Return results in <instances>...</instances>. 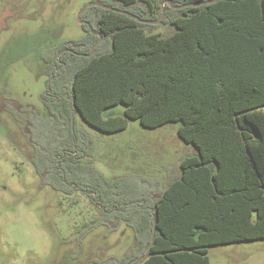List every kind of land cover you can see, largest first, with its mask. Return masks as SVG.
<instances>
[{
	"label": "trees",
	"instance_id": "1",
	"mask_svg": "<svg viewBox=\"0 0 264 264\" xmlns=\"http://www.w3.org/2000/svg\"><path fill=\"white\" fill-rule=\"evenodd\" d=\"M111 1L98 2L141 19L161 13L162 0ZM140 3L144 10L132 8ZM82 19L90 26L80 24L82 37L41 55L43 111L5 109L21 126L41 184L86 195L108 231L120 221L134 231L127 256L94 264H210L211 245L264 239V0L166 4L159 25L93 5ZM117 104L122 114L104 115ZM77 115L105 133L130 119L148 128L178 122L193 153L178 174L167 172L165 186L153 181L150 192L132 196L125 177L107 180L95 167Z\"/></svg>",
	"mask_w": 264,
	"mask_h": 264
},
{
	"label": "rangeland",
	"instance_id": "2",
	"mask_svg": "<svg viewBox=\"0 0 264 264\" xmlns=\"http://www.w3.org/2000/svg\"><path fill=\"white\" fill-rule=\"evenodd\" d=\"M91 1L0 0V264H94L122 259L135 242L125 221L109 231L97 225L100 211L83 193L65 196L41 184L21 126L5 109L32 105L43 111L47 76L41 55L83 36L76 15ZM160 5L165 12L166 2ZM123 110L117 104L104 115ZM75 120L92 143L95 167L107 180L125 177L123 187L132 196L150 192L153 181L165 186L167 172L178 174L181 158L193 153L177 134L178 122L148 128L130 119L124 129L105 133L79 115ZM208 257L210 264H264V239L211 245Z\"/></svg>",
	"mask_w": 264,
	"mask_h": 264
},
{
	"label": "water",
	"instance_id": "3",
	"mask_svg": "<svg viewBox=\"0 0 264 264\" xmlns=\"http://www.w3.org/2000/svg\"><path fill=\"white\" fill-rule=\"evenodd\" d=\"M217 1H219V0H204V1H201V2H190V3L181 4V5H173L170 0H164V2H166L169 5V7L173 8V9H182V8H185V7H188V6H202V5L211 4V3H214V2H217ZM91 5L98 6V7L104 8V9H108V10H113V11H116V12L124 13L125 15H127V16H129L131 18H134V19H136L137 21H139L141 23H146V24H158L160 22V20L162 19L163 14H164V9L161 6V15L159 16L158 19H156V20L141 19V18L137 17L136 15H134V14H132V13L126 11V10L116 9L114 7L105 5V4L97 2V1H91V2H88L76 15L78 22L80 24L87 25L89 28H90L89 23L86 20L79 19V16H80V14L83 13V11L88 6H91ZM93 52H94V47H92L90 53L87 56L90 57L93 54ZM141 259H142V257L139 259V261Z\"/></svg>",
	"mask_w": 264,
	"mask_h": 264
},
{
	"label": "flooded vegetation",
	"instance_id": "4",
	"mask_svg": "<svg viewBox=\"0 0 264 264\" xmlns=\"http://www.w3.org/2000/svg\"><path fill=\"white\" fill-rule=\"evenodd\" d=\"M94 1H97V0H94ZM97 2H98V1H97ZM100 3H101V2H100ZM166 4H167V3H166ZM88 7H89V6H88ZM100 8H101V7H100ZM160 15H161V13H160ZM160 15H159V16H160ZM163 17H164V14H163ZM163 17H162V18H163ZM158 18H159V17H158ZM158 18H157V19H158ZM82 20H84V19H82ZM161 21H162V19L160 20V22H161ZM99 40H100V39H99ZM61 52H62V51H60L59 54H61Z\"/></svg>",
	"mask_w": 264,
	"mask_h": 264
}]
</instances>
